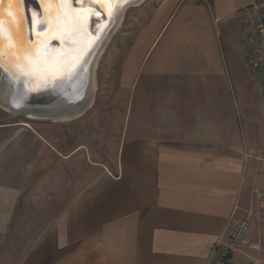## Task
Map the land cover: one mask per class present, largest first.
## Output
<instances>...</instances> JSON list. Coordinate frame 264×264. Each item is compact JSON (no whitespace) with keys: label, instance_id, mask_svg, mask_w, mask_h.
Masks as SVG:
<instances>
[{"label":"crops","instance_id":"crops-1","mask_svg":"<svg viewBox=\"0 0 264 264\" xmlns=\"http://www.w3.org/2000/svg\"><path fill=\"white\" fill-rule=\"evenodd\" d=\"M252 2H160L121 65L127 122L106 161L88 159L83 115L0 125V264L215 262L264 191L238 17Z\"/></svg>","mask_w":264,"mask_h":264},{"label":"rangeland","instance_id":"rangeland-1","mask_svg":"<svg viewBox=\"0 0 264 264\" xmlns=\"http://www.w3.org/2000/svg\"><path fill=\"white\" fill-rule=\"evenodd\" d=\"M161 1L143 0L130 7L127 6L128 8L125 7L95 56L94 63L96 64L92 72L96 79L94 102L81 118L84 119L87 125L86 138L89 146V160L106 161L110 154L109 150L112 142L125 128L128 104L127 94L120 91L117 83L120 68L126 60L139 27L152 17V13H154ZM226 1L235 2L240 0H219L220 3H225ZM257 1L264 3V0ZM168 13L169 9L164 10L157 15L158 19L160 21L165 20ZM145 30L146 28L142 32L143 37ZM243 56L245 60L244 71L251 80V85L255 88L253 75L250 72L244 50ZM258 97L260 98L259 95ZM30 118H27L22 113L6 111L0 106V125L31 123L38 129H44L51 122V120L47 119L35 120L36 118L32 116ZM95 134L103 136V147H101L99 139L96 142ZM251 207H253V217L247 242L240 246L236 252L239 250L245 252L242 254L244 258L242 264H264V214L259 208V200H255Z\"/></svg>","mask_w":264,"mask_h":264},{"label":"water","instance_id":"water-1","mask_svg":"<svg viewBox=\"0 0 264 264\" xmlns=\"http://www.w3.org/2000/svg\"><path fill=\"white\" fill-rule=\"evenodd\" d=\"M141 0H132L128 4H109L108 10L103 9L101 4H75L69 3L76 10H90L91 16L88 20V33L92 37L90 48L82 56L78 67L67 77L62 80L58 79L53 85H49L45 92L41 91L38 94L29 91V83L25 81L26 77H17L13 74L15 66L11 67V62L6 59L8 57L7 51L12 52V46L7 45L5 52V62L8 68L6 75L5 71L1 70L0 77V93H3V101H8L4 105L5 108L10 109L11 112L22 113L27 118L35 117V120H55L75 119L84 115L92 106L90 95L86 94V90L91 88L94 60L99 49H101L104 41L107 39L111 28L116 23V20L122 14V10L132 3H139ZM22 11L27 12L26 27H24V41L28 36L29 41H34V27L32 26V19L35 18V25L38 26L36 32L43 33L46 31V22L44 21L43 5L38 0H26L24 5H21ZM119 12L117 16L116 13ZM36 15V17H35ZM5 27V23H4ZM95 33V34H94ZM33 43V42H32ZM30 43V44H32ZM63 44H71L68 40L61 42L54 38L51 41L50 49L60 48ZM48 51V50H47ZM83 68V71L80 69ZM85 86L86 90L76 91V89ZM78 87V88H77Z\"/></svg>","mask_w":264,"mask_h":264},{"label":"bare ground","instance_id":"bare-ground-1","mask_svg":"<svg viewBox=\"0 0 264 264\" xmlns=\"http://www.w3.org/2000/svg\"><path fill=\"white\" fill-rule=\"evenodd\" d=\"M42 5L44 21L47 23L46 31L43 33L36 32L38 26L35 25L34 42L32 44L28 42V36L25 37L26 40L24 41V27H26V25L24 24L22 31L19 16L24 15V13L21 5H0V8H3L5 23V49L8 47L7 41L11 38L13 32H15V35L21 39L23 45V49L12 46V52L7 51L8 57H6V59L11 62V67L15 66L13 74L17 77H26L24 79L30 85L27 86L29 87V91H33L37 94L43 90V92H45L49 85H52L53 87L58 79L62 80L64 77L69 76L78 67L82 56L90 48L92 42V37L89 36L87 25L89 17L91 16L89 9L76 10L73 9L71 4L69 5L65 3H46ZM132 5L130 4L128 7ZM100 6L103 9L108 10L109 4H101ZM54 38L61 42L68 40L71 44H63L60 48L50 49L49 44H51V41ZM24 49H27L32 53L27 59L24 58ZM13 52H15L16 55H11ZM94 67L95 65L93 66V69ZM92 72L93 70L91 73ZM90 85L91 88L87 90L84 85L82 87L79 86V88L77 87L78 89H76V87L73 89L78 92H84L86 90V94L90 95V104H92L94 102L96 90V79L94 78V75ZM3 100V93H0L1 108L10 111V109L4 107V105L10 100Z\"/></svg>","mask_w":264,"mask_h":264},{"label":"built area","instance_id":"built-area-1","mask_svg":"<svg viewBox=\"0 0 264 264\" xmlns=\"http://www.w3.org/2000/svg\"><path fill=\"white\" fill-rule=\"evenodd\" d=\"M238 17L245 57L259 91L264 122V3L254 0L239 9ZM249 157L264 163V151L253 152L247 155ZM259 199L264 211V191L259 194ZM251 224L252 217L247 215L234 225L227 238L215 245L212 254L216 260L213 264H232L235 252L247 242Z\"/></svg>","mask_w":264,"mask_h":264},{"label":"snow or ice","instance_id":"snow-or-ice-1","mask_svg":"<svg viewBox=\"0 0 264 264\" xmlns=\"http://www.w3.org/2000/svg\"><path fill=\"white\" fill-rule=\"evenodd\" d=\"M39 3L41 4H46V3H75V4H128L131 3L132 0H38ZM26 3V0H0V5L4 4H16V5H24ZM116 15H119V12L116 13ZM20 19V25H21V30L23 31V26L26 22L27 19V12H25L24 15L19 16ZM35 18L32 19V26L35 27ZM95 34V33H94ZM29 43H32L34 41H28ZM5 35H4V16H3V8H0V70L5 71L6 75L8 73V68L6 67V62H5ZM8 45L11 46H16L17 48L23 49V45L21 43V39L15 35V32H13V35L11 38L7 41ZM24 58L27 59L29 55L32 53L24 49ZM11 55H16L15 52H13ZM80 71H83V68L80 69Z\"/></svg>","mask_w":264,"mask_h":264}]
</instances>
